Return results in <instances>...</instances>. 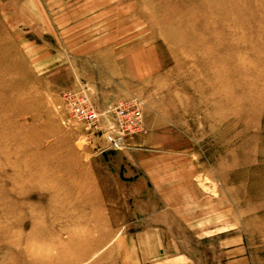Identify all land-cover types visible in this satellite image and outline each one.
Here are the masks:
<instances>
[{"label":"rangeland","instance_id":"rangeland-1","mask_svg":"<svg viewBox=\"0 0 264 264\" xmlns=\"http://www.w3.org/2000/svg\"><path fill=\"white\" fill-rule=\"evenodd\" d=\"M69 92L135 101L145 192ZM0 264H264V0H0Z\"/></svg>","mask_w":264,"mask_h":264},{"label":"built area","instance_id":"built-area-1","mask_svg":"<svg viewBox=\"0 0 264 264\" xmlns=\"http://www.w3.org/2000/svg\"><path fill=\"white\" fill-rule=\"evenodd\" d=\"M65 98L72 114L76 115L75 118L87 124V130L90 128L92 131L96 129L102 132L106 139V147L103 148L102 153H116L129 149L130 140L142 132V113L135 101L110 106L101 114L95 110H89V103L78 100L73 92L67 93ZM101 117H104L106 122L109 121L111 126L102 130Z\"/></svg>","mask_w":264,"mask_h":264},{"label":"crops","instance_id":"crops-1","mask_svg":"<svg viewBox=\"0 0 264 264\" xmlns=\"http://www.w3.org/2000/svg\"><path fill=\"white\" fill-rule=\"evenodd\" d=\"M92 159L95 160L89 164L91 166L94 164L97 169L99 168L97 171L94 168H88L90 169L89 173L95 176L92 180L97 184H105V190L109 191L111 197H117V192L121 199L124 197L129 199V196L123 193L129 185L139 186L140 192H145L146 188H149L146 166L144 163L133 162V156L127 155L125 152H109L107 156H96ZM110 185L111 187H109ZM134 196L136 197L135 194Z\"/></svg>","mask_w":264,"mask_h":264}]
</instances>
